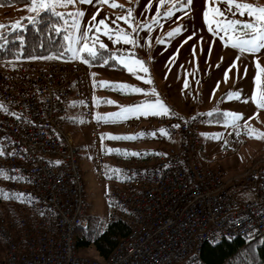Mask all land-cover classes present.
Returning a JSON list of instances; mask_svg holds the SVG:
<instances>
[{"label":"built area","instance_id":"1","mask_svg":"<svg viewBox=\"0 0 264 264\" xmlns=\"http://www.w3.org/2000/svg\"><path fill=\"white\" fill-rule=\"evenodd\" d=\"M56 64L66 69H0V169L9 177L4 176L5 187L21 197L27 210L15 218L0 215L1 264H206L200 258L204 244L247 243L264 235V155L240 176L252 194L243 199L222 173L200 160L206 115L183 118L170 111L114 118L109 121L117 128L114 137L121 138H113L104 154L84 65ZM68 100L90 119L94 174L110 184L112 218L129 227L104 261L79 255L74 242L86 197L80 149L60 124ZM128 136L135 143L175 139L176 144L133 149L122 145ZM106 161L119 170L118 178L111 171L107 179Z\"/></svg>","mask_w":264,"mask_h":264},{"label":"rangeland","instance_id":"2","mask_svg":"<svg viewBox=\"0 0 264 264\" xmlns=\"http://www.w3.org/2000/svg\"><path fill=\"white\" fill-rule=\"evenodd\" d=\"M243 1L254 4V0ZM128 2H134L135 5L136 3L143 5L145 2H148L149 6L131 7V9L132 11L137 9V14L135 15H138V17H153L155 15H160L161 17L163 16L162 20L168 21L169 23L164 22L159 25L162 26V30L166 31V35L169 38L176 36L178 33H185L188 30L190 31L195 26L194 22L190 23L189 16L192 14L193 10H196V8L192 7L191 5L183 7L182 5L186 3V0H179V2L178 0H151V3L149 0H106V2H103V0H91V2L88 3H82L80 0H76V3L73 5H68L67 7L58 6L56 9V11L63 14V19L60 18L61 23L59 26H61L62 31H64V36L70 34L74 37H80L86 32L89 37V40L87 41L89 46H94L99 49V43L103 42L107 47L105 49L99 50H108L117 57L133 58L131 60H127V63L134 68V72L128 71V68L125 67V64L120 63L118 60L117 62L121 66V68L118 69L91 65L88 58L81 55L80 53L76 58H73L72 55L67 52L68 59L0 60L3 61V63L0 65V69L37 71L45 70L52 65L54 70L66 69L63 66L56 64V62L61 61H78L85 65L84 67L87 71L91 92L93 94L92 117L97 119L102 124L99 141L101 145L107 148V152V146L110 143L112 137H114V131H117V128H113L109 122L110 119L116 117L106 116L105 114L119 112L121 111V106L133 105L148 100H154L156 97L153 95L150 89H155L159 98L166 104L165 94L161 92V90L156 86H146V82H143V80L140 78L143 75V71H141L139 66L135 65L134 63V60L137 59V47L135 42L127 43L122 40L118 41L115 32H113L111 37H109L108 35L104 34V26L98 25V21L100 19H104L109 28L126 32L129 34V37L135 41L137 38L132 31L136 30L137 24L133 22V13H131L129 16V14L122 13L117 9V7L120 5L126 8ZM212 7H214V5L207 9H211ZM168 8L173 9L172 14L165 16L164 12ZM77 10H82L84 12V15L79 18V30L72 29L70 27L72 24V19L68 15L69 12H76ZM29 15L34 16L35 13L29 12L27 6H0V24L6 26L5 28L0 29V33L10 30L16 21H19L24 25V27L17 28L15 30L24 29L27 24H30L27 20ZM225 16L227 15H224V18L221 17L219 19L221 24H223ZM93 17H95V20H93ZM120 17H124V19H120ZM238 19L249 20L251 18L247 15H240ZM135 20L137 19L135 18ZM64 21H67V24H65ZM97 27L101 28L102 30L97 31ZM177 28L182 30L178 33H174V35L170 37L168 33ZM65 29H67V31H65ZM96 38H98V40L96 44L93 45L92 41ZM65 42L67 47L68 41L65 40ZM83 43L84 41L81 40L79 44L73 43L72 46L82 47ZM172 55V52L167 54L169 59L167 58L165 63L166 69L173 70V75L167 80V82L172 83L175 74H182V79L185 78L186 80L185 84L182 85L183 87H177V89L171 85L167 86V88L171 86L169 89H167L168 98L171 100L176 99L174 105L175 113L184 118H189L191 115L197 114H206L210 116L209 113H211V115L217 114L219 116L218 120L205 121L201 125L200 139L202 143V150L200 153V160L202 164L211 170L222 173L224 175V179L227 181L229 180V188H233L235 191H237L239 196L243 199H249L252 194L244 190L240 176L254 159L264 155V138L257 139L254 136L248 135V127L254 128L259 132H264V108L258 107L251 99L253 91L260 90L254 81V77L257 73V59L259 60L260 65L264 67V50H261L260 53L254 55H224L225 63L223 65V69L227 70L226 73L227 76H229V79L221 81L219 84L217 72H214V78H210L208 80L210 85L207 87V89L206 87H203V89H206V92H204L206 95H204L202 89L197 88V83L192 80L191 76L186 75L190 71V68L186 72H183L181 70L183 65L176 63L177 57L174 60L171 58ZM85 60H87L88 63H85ZM28 61L36 63L22 66H19L18 64H12L15 62ZM234 61L235 64L233 65ZM183 63L188 64L189 62L186 61ZM166 73L168 74L169 72ZM233 76L235 77L233 78ZM100 81H110L114 83L123 82L142 88L145 91L139 93L132 92L130 89L122 91L118 88H114L111 85L100 86ZM261 82L262 86H264V76L261 77ZM235 92L240 93L239 98L229 95L230 93ZM108 100L115 101L116 103H107ZM67 104L68 108L66 105V120L63 123V127L64 131L70 134L73 143L80 149L78 165L81 179L85 188V197L87 201L85 213L86 215H92L97 219L107 221L110 218V213L112 211L108 197L111 189L109 187V183H107V180V182H101L94 174L93 154L95 148L91 134L90 119L85 114L79 112L72 100H69ZM225 112L241 113V119L236 121L235 125H226V118L224 116ZM138 115L145 116L139 113L136 115L127 113L126 115L117 118L124 119ZM98 116L100 118H97ZM129 139L130 141L123 140L122 145L133 149H156L159 147L176 144L175 139L156 143L143 141L135 143L132 138ZM80 253L84 254L83 252ZM84 255L88 256L87 258L90 259L96 258L92 250H89ZM3 259L4 257L0 256V264L2 263Z\"/></svg>","mask_w":264,"mask_h":264},{"label":"trees","instance_id":"3","mask_svg":"<svg viewBox=\"0 0 264 264\" xmlns=\"http://www.w3.org/2000/svg\"><path fill=\"white\" fill-rule=\"evenodd\" d=\"M1 7H23L27 6L23 0H0ZM61 19L51 13L42 14V18L25 26L24 29L15 31H5L0 33L3 39H0V60H31L29 57H37L32 60L48 59H68L64 31L57 32L54 25H60ZM23 36V42L18 39ZM59 58H55L58 54ZM111 52L99 50L96 57L84 54L89 63L94 66H103L104 68H121L117 60L111 58ZM39 57H45L43 59ZM107 60V63H105ZM67 108L68 104L66 103ZM75 107L76 104L74 103ZM66 108V112H67ZM66 112L60 120L64 130L63 123L66 120ZM217 114L208 116L206 121L218 120ZM102 152L107 153V148L102 145ZM109 178L111 175L110 163L106 161ZM17 194L8 190L4 185V176H0V214L6 218H15L27 212L24 203ZM111 208L113 203L110 201ZM87 208V201H86ZM129 232V227L118 218H110L107 221L97 219L92 215H86L81 225L77 228L74 242L76 249L81 256H86V252L92 250L96 258L104 261L112 253L117 244L124 239ZM83 252L84 254H81ZM0 256L5 257V249L0 240ZM88 257V256H86ZM200 258L206 264H264V235L250 242H243L240 239L222 240L215 245L204 244L200 249Z\"/></svg>","mask_w":264,"mask_h":264},{"label":"snow or ice","instance_id":"4","mask_svg":"<svg viewBox=\"0 0 264 264\" xmlns=\"http://www.w3.org/2000/svg\"><path fill=\"white\" fill-rule=\"evenodd\" d=\"M23 2L27 5L29 12H34L35 15H29L27 17V20L29 23H35V21L42 18V14H48L51 13L61 19H63V14L56 11L58 6L61 7H67L68 5H73L76 3V0H23ZM82 3H88L91 2V0H80ZM103 2H106V0H103ZM151 3V0H149ZM179 2V0H178ZM216 0H213V3L215 4ZM192 3V0H186V3H184L182 6L187 7L190 6ZM226 3L228 5L227 11L232 12H239L240 15H247L251 19L249 20H239V19H225L223 24H221L219 19H215L214 23L216 24V28L212 29L209 28V31L213 32H219L222 31L229 37V41L231 43V46L238 49L240 52H247L249 54H257L260 53L261 50H264V6H260L257 4L249 3V2H241V0H226ZM115 6V5H113ZM173 9L168 8L164 15L168 16L172 14ZM213 14V16H221L223 17L225 15L224 11L220 9L219 7H212L211 9H205L203 16L205 19V22H209V12ZM69 17L72 19L71 28L79 30V18L84 15V12L82 10H77L76 12H69ZM131 15V12H129V16ZM23 19V18H22ZM120 19H124V17H120ZM93 20H95V17H93ZM65 24H67V21H64ZM98 25H103V31L105 35H108L111 37L113 32H115L117 40H122L127 43H134L135 41L129 37V34L126 32L117 31L115 29L109 28V26L105 23L104 19H100L98 21ZM6 26L3 24H0V29L5 28ZM24 25L21 24L19 21H16L10 30L15 31L17 28H23ZM54 30L57 32H60L61 26L54 25ZM147 27V25H145ZM97 31H101L102 29L97 27ZM182 29L177 28L171 32L168 33V35L171 37L174 35V33L180 32ZM67 31V29H65ZM90 31V29H89ZM0 39H3L2 36H0ZM19 40L23 42L24 37L19 36ZM65 40L68 41V46L65 49V52H68L72 55L73 58H76L79 53L81 52H87L89 56L96 57L98 54L99 49H105L107 46L103 43H99V49H97L94 46H89V43L87 42L89 40V37L87 33L85 32L80 37H74L73 35H65ZM84 41L82 47H73V43L79 44L80 41ZM98 38L94 39L92 41V44L95 45ZM64 53L58 54L55 58H59L60 55H63ZM112 59L118 60L120 63L125 64V67L128 68V71L134 72V68L131 67L127 60H131L133 58L128 57H117L115 54H110ZM37 57H29V59H35ZM41 59L45 57H39ZM48 59L54 58L52 55H49L47 57ZM238 59V57H237ZM85 63H88L87 60L84 61ZM105 63H107V60H105ZM135 65H138L140 70L144 73H147L149 69L144 66L143 61L139 59L134 60ZM235 64V61L233 62V65ZM256 68L257 73L254 77V81L256 85L260 88L259 91L254 90L251 99L256 103V105L260 108H264V86H262L261 77L264 76V67H262L259 63V60L257 59L256 62ZM94 75V74H93ZM227 75V73L225 74ZM141 79H144V77H140ZM146 83H152L150 79L145 80ZM100 86L105 85H111L114 88H118L119 90H126L130 89L132 92H144L145 90L139 87H136L134 85H129L127 83L123 82H110V81H100ZM187 86V84H186ZM150 91L153 93V95L156 97L154 100H148L142 103H137L133 105H125L121 106V111L114 112V113H108L105 114L106 116L111 117H121L126 115L127 113H131L132 115L136 114H143V115H167L170 112L169 107L159 98L158 94L156 93L155 89H150ZM230 96H235L236 98H239L240 93H230ZM107 103H116L115 101L108 100ZM211 115V113H209ZM225 124H233L235 125V122L241 119V113L238 112H225ZM97 118H100L99 116ZM178 127V125H176ZM160 132L164 135H167L168 133L164 129H160ZM153 135L155 133H152ZM139 135H144V133H140ZM207 135V134H203ZM248 135L254 136L255 138H264V132H259L258 130L248 127ZM114 139H118L121 137H112ZM124 138H134V137H124ZM109 151H113L112 149H109ZM120 151V150H116ZM0 154H3L0 152ZM135 154V153H134ZM56 163H59L57 161ZM113 173L117 174V178L119 177V170L112 169ZM0 176H5L6 173L0 169ZM9 178V177H6ZM19 198V197H17Z\"/></svg>","mask_w":264,"mask_h":264},{"label":"crops","instance_id":"5","mask_svg":"<svg viewBox=\"0 0 264 264\" xmlns=\"http://www.w3.org/2000/svg\"><path fill=\"white\" fill-rule=\"evenodd\" d=\"M241 2L244 1L241 0ZM254 4L264 6V0H254ZM147 5L148 2H145L143 5L140 3H136L135 5L134 2H128L126 8L120 5L117 9L122 13H133V22L137 24L136 30L132 31L137 38L135 40V45L137 47V59L143 61L144 66L149 69L147 73L143 72V82L150 79L152 83H145V85L158 87L166 96V105L174 112L176 99L171 100L168 98L167 89L171 86L175 89H177V87H183L182 85L185 84L186 80L185 78L182 79V74H175L173 82H167V80L173 75V70L166 69L165 64L167 58L169 59L167 56L169 52L173 53L171 58L174 60L177 57L176 63L183 65L181 68L183 72H186L190 68V71L186 75L191 76L192 80L197 83V88L202 89L203 93L206 92L205 90L210 85L208 80L210 78H214V72H217L219 84L221 81L229 79V76L225 75L227 70L223 69V65L225 63L224 55L249 54L247 52L242 53L238 49L231 47L229 37L224 32L209 31V28H216L214 20L220 19L221 16L214 17L210 11L209 22H205L203 13L206 8H209L212 5L219 7L224 11L225 15H227L225 16V19H238L240 16L238 14L240 13H230L227 11L228 5L226 0H216L215 4L213 3V0H192L191 6L195 7L196 10L192 11L189 18L190 23H195L194 28L185 33H178L176 36H172L171 38L166 35V31L162 30V26L159 25L161 23L168 22L162 20L163 16L161 17L160 15H155L153 17H138V15H135L137 14V9L133 11L131 9V7H146ZM135 18L137 20H135ZM145 25H147V27H145ZM80 54L84 55L88 53L82 52ZM186 61L189 63H183ZM166 72L169 73L167 74ZM234 77L235 76H233V78ZM168 85L171 86L167 88ZM203 87H206V89H203ZM204 95H206V93H204Z\"/></svg>","mask_w":264,"mask_h":264}]
</instances>
